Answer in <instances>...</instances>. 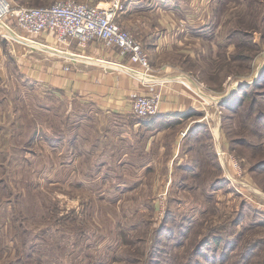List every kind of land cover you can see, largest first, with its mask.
Listing matches in <instances>:
<instances>
[{"label":"rangeland","instance_id":"1","mask_svg":"<svg viewBox=\"0 0 264 264\" xmlns=\"http://www.w3.org/2000/svg\"><path fill=\"white\" fill-rule=\"evenodd\" d=\"M187 5L207 24L195 28L193 53L168 58L210 98L183 121L135 114L142 129L132 139L106 127L95 134L91 106L32 83L7 57L14 67L0 74V264H264L256 206L264 166L254 169L264 163V0ZM6 23L0 33L15 42L10 32L22 29ZM161 131L191 153L188 163L153 161ZM216 140L240 161L244 181L230 182ZM139 154L147 168L137 167Z\"/></svg>","mask_w":264,"mask_h":264},{"label":"crops","instance_id":"2","mask_svg":"<svg viewBox=\"0 0 264 264\" xmlns=\"http://www.w3.org/2000/svg\"><path fill=\"white\" fill-rule=\"evenodd\" d=\"M187 1L191 2L123 0L124 8L118 17L149 52L152 65L150 74L154 77L150 85H155L154 88L164 93L157 121L170 118L183 121L188 112L205 107L207 98H210L209 94L200 90L190 70L183 69L174 59L168 58L176 56V53H193L195 28L200 24H207L203 22L204 18L198 20L190 15ZM179 13L182 16L179 17ZM12 24L16 28L14 22ZM15 34L10 32L16 39L12 42L9 37L1 36L0 33V74L10 70L13 64L7 62V57L12 56L14 66L26 73L32 83L71 101L76 100L84 108L91 106L90 113L100 120L99 125L94 123L98 127H94L95 134L101 131L102 135L103 128L106 127L108 133L115 131L111 129L123 130L132 139V132L142 129L139 127L141 123L134 122L138 119L132 111L133 96L148 93L151 87L143 78L123 66L129 61L117 48L94 41L82 49L75 40L59 43L48 32L35 37L41 42L39 44L24 40L21 35L28 36L24 30ZM39 45L43 48L38 47ZM85 115L89 114L85 113L82 117ZM85 119L82 118V121ZM102 123L107 124L103 126ZM161 134L162 131L153 140L154 144L157 143L156 146L161 144L158 158L153 161L161 168H167V165L174 162L172 167L175 169L188 163L191 153L181 152L176 144L177 138L174 141L167 140L166 135L161 137ZM142 143L141 140L139 145ZM144 145L145 150L149 151L150 140ZM139 157L137 167L147 168L148 156L139 154ZM161 179L167 178L164 176Z\"/></svg>","mask_w":264,"mask_h":264},{"label":"built area","instance_id":"3","mask_svg":"<svg viewBox=\"0 0 264 264\" xmlns=\"http://www.w3.org/2000/svg\"><path fill=\"white\" fill-rule=\"evenodd\" d=\"M123 8V0H111L107 5H96L83 0H56L42 6L0 0V31L1 27L6 29V20H9L27 33L28 36L22 37L29 42L41 44L35 37L44 32L52 33L59 43L75 40L82 49L91 42L101 41L105 46L117 48L122 56L128 58L129 63L123 66L150 85L154 77L150 74L152 65L149 52L130 30L121 26L118 17ZM1 35L5 36L3 33ZM154 86L150 85L148 93L133 96L132 111L139 117L155 116L161 112L164 93ZM216 152L224 168H233L235 176L231 179L229 177L230 182L234 184L235 181H244L242 164L236 156L218 144L217 140ZM238 191L246 195L243 190ZM257 203L259 205L256 206L264 212V203Z\"/></svg>","mask_w":264,"mask_h":264},{"label":"trees","instance_id":"4","mask_svg":"<svg viewBox=\"0 0 264 264\" xmlns=\"http://www.w3.org/2000/svg\"><path fill=\"white\" fill-rule=\"evenodd\" d=\"M53 3V2H52ZM156 116H158L159 117V114L158 115H155V116H148V117H156ZM156 120V119H155ZM264 163H262V162H259L258 164H256L255 166V168L254 169H256L257 167H260V168H262V166H264L263 165ZM220 241H221V239H220Z\"/></svg>","mask_w":264,"mask_h":264}]
</instances>
